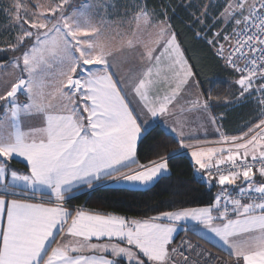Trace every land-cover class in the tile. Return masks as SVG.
<instances>
[{
    "label": "snow or ice",
    "instance_id": "snow-or-ice-1",
    "mask_svg": "<svg viewBox=\"0 0 264 264\" xmlns=\"http://www.w3.org/2000/svg\"><path fill=\"white\" fill-rule=\"evenodd\" d=\"M219 9L213 26L224 29L207 43L237 74L235 102L258 96L261 118L240 135L221 133L226 147L191 151L193 164L220 186L214 204L132 220L73 215L61 202L81 186L92 188L109 177L140 186L161 178L168 157L137 159L149 117L157 124L173 120L170 131L181 148H192L186 128L196 120L208 122V101L184 95L199 82L166 13L137 6V29L127 45L141 68L123 77L110 59L113 51L98 39L100 26L70 0H49L31 12L16 0L5 9L19 28L7 47L20 53L9 62L20 75L0 90V264H122L125 258L127 264H224L190 241L171 247L180 222L189 220L218 239L231 264H264V0H224ZM207 15L205 7L197 22L203 25ZM141 32L147 41L139 38ZM162 84L168 86L163 93ZM133 93L135 107L129 100ZM18 94L26 97L24 103ZM209 121L216 123L211 116ZM13 157L27 162V172L9 168ZM225 185L239 190L235 198ZM21 194L47 199L31 201Z\"/></svg>",
    "mask_w": 264,
    "mask_h": 264
},
{
    "label": "trees",
    "instance_id": "trees-1",
    "mask_svg": "<svg viewBox=\"0 0 264 264\" xmlns=\"http://www.w3.org/2000/svg\"><path fill=\"white\" fill-rule=\"evenodd\" d=\"M143 2L158 14L166 13L171 29L176 34L177 41L197 81L207 90V100L212 111L215 115H222L221 125L224 134L240 135L250 124L258 122L261 118V108L254 97L240 103L233 99L237 95V90L235 92L227 83L233 82L236 74L228 70L214 55L212 48L206 42L208 36L205 35V38L201 36L208 21L202 28L199 26L194 15L198 12V8L193 4L192 7H187V0H143ZM3 28L4 22L0 15V33ZM197 33L200 35L198 36ZM1 47L5 48L0 49V63L7 64L13 57L20 55V53L13 54L7 46ZM210 82L211 90L209 91ZM179 147V142L166 134L159 126L151 127L142 140L138 141L137 159L141 163H146L149 159L157 158V153L165 155L168 157L167 175L143 190L99 186L89 193L72 198L67 205L91 214H112L125 218L143 219L158 215L162 211L212 205L216 199L217 187L209 185V182L206 184L197 180L194 167L187 156L173 155ZM9 164L17 169H26L24 165L14 160H11ZM181 236L210 252L213 257H218L224 262L229 261L228 255L193 232H181L176 239ZM122 264L125 263L122 262Z\"/></svg>",
    "mask_w": 264,
    "mask_h": 264
},
{
    "label": "rangeland",
    "instance_id": "rangeland-1",
    "mask_svg": "<svg viewBox=\"0 0 264 264\" xmlns=\"http://www.w3.org/2000/svg\"><path fill=\"white\" fill-rule=\"evenodd\" d=\"M15 2L16 0H0V15L2 18V22H4V28L2 30V33H0V38L2 37L0 42V49L5 48L1 46H8L10 42H14L16 36L19 33V28L13 26L16 24L14 14H8L5 11L7 7H10ZM20 2L27 3L29 5V11L31 12L37 10V5H45L49 2V0H20ZM223 2L224 0H202L201 3H198V5H202L201 8L198 9V12L194 14L195 18L204 11L205 7H207L208 10V15L204 24L202 25L199 23V26H201L202 28V26L206 25V22L208 21V24L206 25L204 30L205 32L202 33V36L206 35L207 30L210 29L211 26H213L215 21L214 19L219 14V5ZM70 3L72 8L79 9L85 16H90L92 21L100 26L98 39L112 51L116 50L114 52V56L110 58L113 60V65L117 66L116 68L119 67L123 70H128L129 68L131 70H134L135 68H141V62L139 61L138 57L131 53V50L128 48L127 43L123 42V44L121 41L127 40V35H130L129 39L133 38V34L134 32H136L137 27V22L134 19L135 10L137 6L143 7V0H70ZM104 5H108L107 9H105ZM148 11L150 13H156L149 9ZM24 27H27V25H24ZM223 29L224 25L220 24V26L216 30L222 31ZM203 38H205V36ZM148 39L149 37L147 38V40ZM208 39L212 38H206V42ZM121 43L123 45H121ZM210 47L214 52V48L212 46ZM119 50H121L124 55H121V52L117 54ZM141 50H143L142 47ZM14 59L15 57H13L10 61ZM9 62L7 64L0 63V90H3L4 87L7 86V84L15 80L20 75L19 68L10 67ZM236 75H234L235 78ZM227 84L229 85V87H232L235 92L238 89V86L234 85V81L228 82ZM18 95L19 102L24 103L26 97L24 95ZM236 96L237 95H235L233 99H236ZM253 97L258 102L259 97ZM27 126L28 124L26 121L24 125L25 130H27ZM123 184V186H130V183L128 182H124ZM216 197L217 194H215V198Z\"/></svg>",
    "mask_w": 264,
    "mask_h": 264
},
{
    "label": "crops",
    "instance_id": "crops-1",
    "mask_svg": "<svg viewBox=\"0 0 264 264\" xmlns=\"http://www.w3.org/2000/svg\"><path fill=\"white\" fill-rule=\"evenodd\" d=\"M189 2L191 4H193V6H196V8H198V9L201 8V5L202 4L201 5H198V3H201L202 0H194V1L193 0H187V4H189ZM143 6H145L144 2H143ZM147 9H149V10H151L153 12H156L155 10H152L150 7H147ZM219 26H220V24H217L215 26H211L210 29L207 30L206 35L208 37L213 38V34L215 32H217V31H219V30H216ZM136 29H137V27H136ZM229 30H230V28L228 29V32H229ZM141 33H144V34H141ZM141 33H140L141 35H139V38L141 40H143V41H147V38L149 37L148 34L146 32H141ZM129 36L130 35H127V37H126L127 40L129 39ZM201 36H202V34H201ZM204 36H202V37H204ZM127 40H122L121 42L122 43L123 42L124 43H127ZM122 43H121V45L124 44V43L123 44ZM121 45H119V46H121ZM115 51L116 50H113V53ZM120 52H121V50H119L117 52V54H119ZM183 55H184L185 60H187L184 52H183ZM187 62H188V60H187ZM188 64H189V62H188ZM116 67L117 66H114V68H116ZM118 69H119V75L120 76H123V77H131V76H133L134 73H136V72H138L140 70V68H135L134 70H131L130 68L128 70H123L122 68H119V67H118ZM167 87L168 86L166 84H162L160 86L161 93H163V91L167 90ZM184 95L188 99H195L196 98V95H200L201 101L207 100V90L204 87H201L200 84H199V87L191 90L189 93H185ZM133 97H134V93L131 96H129V100H130L132 106L135 107L139 103V101H138V98H135L134 99ZM184 103H185V101L182 100L181 101V104H184ZM186 115H190V114H186ZM209 116L215 118V121H216L215 124H212L209 121ZM221 119H222V115H220V114H216L215 115V113L210 108L209 113L206 114V115H204V121H208V122L205 123V122H202L201 120H196V122L194 124L190 125L189 128H186V133L190 134L193 137V139L187 140L186 143L191 144L192 145V148H188V147L181 148V147H179V150L176 153L173 154V155L183 154V155L187 156V158L190 160L191 164L193 165L196 174L197 173H200L202 170L199 169L198 166H195L193 164V162L191 160V151L192 150H196V149H200V148H207V147H226L227 146V145H224V144L220 143L221 133L224 134L223 129H222V125H221ZM145 123H146V126H147L148 130L151 127L157 125L166 134L171 135L173 138H175L176 141L179 142V138L175 137V134L174 133H171V131H170L171 130V127H172V125L174 123L173 120H169V121H167V123L157 124L153 120V118L149 117L148 120ZM224 135H226V134H224ZM197 140H199L201 142L200 143H197ZM179 146H180V144H179ZM12 160H14V161H16V162L24 165L26 167V169L25 170L17 169L15 167H12L9 164V168L10 169H14L18 173H25V172H27V162L25 160H23V158H21V157H13ZM167 174H168V170H167V172H165L163 174V176H165ZM9 178H10V176H9ZM261 179L262 178H260L259 177V174L257 173L256 180L257 181H260ZM100 181H102V180H100ZM100 181H95L94 184H93V186H92V188H89L87 185L81 186L79 189L75 190V194L74 195L72 193L66 194V200L63 201V202H61L62 205H63V207L67 211H69L73 215H75L77 211H81V210H79L78 208L73 207V206H68L67 203L72 198H74V197H76L78 195H81V194L89 193L90 191H92L93 189H95L96 187H99V186H114V187H122V188L133 189V190H143V189H146V188H148V187H150L151 185L154 184V182H153V183H150L147 186H140L138 184H132V183H130L129 184L130 186H123L124 185L123 184L124 182H117L116 177H109L108 179L105 178V180L103 182H101V183H100ZM238 183H240V182L238 181ZM209 185H214L215 187H217L216 188L217 190H216L215 194L218 195L220 193V186L218 184H216L215 181H212L211 183L209 182ZM224 187H225V191L227 193L230 192L233 189H236V187L233 186V185H225ZM21 196L23 197V194H21ZM23 198H27V199H29L31 201H37V200H41V199H47V197L40 196V195L28 196V197H23ZM52 199H53V202H55V198L53 197ZM83 212H85V211H83ZM85 213L86 214H91V213H88V212H85ZM116 216H120V215H116ZM230 216H232V218H235V216H234L233 213H231ZM126 219L132 220V219H143V218H126ZM144 219H146V218H144ZM185 225L187 226V230H185V227H184ZM186 231L193 232L194 234H196L197 236L201 237L202 239H204L205 241H207L208 243H210L214 247L218 248L219 250H221L223 253H225L227 255V251L223 249L222 244L218 241L217 238H215L212 234H210L206 230H204L201 225H198L195 221H191V220L180 222V227H178L177 232L174 234V242H175L176 236L179 233L186 232ZM93 242H96L95 239H93ZM173 245H174V243L171 245V247H173ZM98 255H101V254H98ZM108 258H111L110 254H108ZM220 261H222V260L220 259ZM122 262L125 263V264H127L126 258ZM213 264H217V262H214ZM224 264H231V261L230 260L229 261H226V262H224Z\"/></svg>",
    "mask_w": 264,
    "mask_h": 264
},
{
    "label": "built area",
    "instance_id": "built-area-1",
    "mask_svg": "<svg viewBox=\"0 0 264 264\" xmlns=\"http://www.w3.org/2000/svg\"><path fill=\"white\" fill-rule=\"evenodd\" d=\"M229 32H231V29L229 30ZM220 42L222 43L223 42V40H222V38H221V40H220ZM218 46V45H217ZM214 52H215V49H214ZM218 58V57H217ZM219 59V58H218ZM222 63H223V61H222ZM223 65H224V63H223ZM228 70H230V71H232L233 72V70L231 69V68H227ZM253 171H255V169H253ZM196 178H197V180L200 182V183H208L209 182V180L208 179H206V177H207V172H205L204 170H202L200 173H197L196 175ZM214 181V180H213ZM238 189L236 188V189H233V190H231L230 192H228V193H230L232 196H233V198H235L236 196H237V194H238ZM242 202H247V198L245 197V198H243L242 199ZM214 203H215V201H214ZM223 206H224V204H223V201H222V203H221V207L223 208ZM227 207L231 210L232 209V205L231 204H228L227 205ZM232 213V211H229V215ZM183 241H188L184 236H181V237H179L175 242H174V245H173V247H177L178 245H180L181 244V242H183ZM200 249H203V248H201V247H199ZM203 250H205V249H203ZM206 251V250H205ZM206 252H208V251H206ZM214 262L212 261L211 262V264H213Z\"/></svg>",
    "mask_w": 264,
    "mask_h": 264
}]
</instances>
